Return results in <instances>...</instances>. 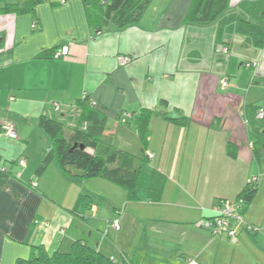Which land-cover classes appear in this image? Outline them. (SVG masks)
<instances>
[{"label":"crops","instance_id":"obj_1","mask_svg":"<svg viewBox=\"0 0 264 264\" xmlns=\"http://www.w3.org/2000/svg\"><path fill=\"white\" fill-rule=\"evenodd\" d=\"M18 1L0 0V7ZM60 1L47 0L34 15L0 14V165L10 173L0 175V264L29 259L35 247L68 253L79 243L120 264H264V148L250 145L246 123L250 110L264 108V49L235 25L218 37L219 19L185 22L193 0H154L138 24L101 32L89 26L81 0ZM241 1L229 0L222 17L247 18ZM64 46L66 57H39ZM125 56L131 61L121 65ZM86 95L119 116L152 112L146 154L153 158L141 170L136 200L105 179L65 175L56 160L37 174L52 148L40 117L72 126L75 102ZM5 123L15 125L17 141L4 136ZM106 124L111 146L142 155L134 120ZM252 177L258 187L244 220L259 231H242L231 243L202 229L215 201H237Z\"/></svg>","mask_w":264,"mask_h":264},{"label":"trees","instance_id":"obj_2","mask_svg":"<svg viewBox=\"0 0 264 264\" xmlns=\"http://www.w3.org/2000/svg\"><path fill=\"white\" fill-rule=\"evenodd\" d=\"M47 0H19L17 3H4L0 7V14H15L18 16L35 14L38 6ZM85 8L89 26L97 32H101L108 26L118 29L127 28L138 24L154 0H81ZM61 4V3H60ZM229 0H193L186 14L185 22L199 25H208L219 19L218 37L224 34V30L229 25H235L236 33L249 37L255 48H264V0H242L238 8L247 17L244 18L239 13H234L222 17L227 10ZM222 17V18H221ZM33 31L39 30V24L35 20ZM1 47V43H0ZM60 49L55 47L39 54L40 58H54ZM55 59V58H54ZM166 103L165 101H163ZM78 115L74 119L75 124L62 120H55L46 116H41L38 122L39 128L49 136L51 150L44 154L43 161L37 169V174L44 173L54 160L58 163L60 170L68 176L78 179L102 178L123 187L131 200L138 199V181L143 166L149 161L148 138L150 135V120L152 112L142 111L138 115L123 113L114 114L110 109L92 100L89 95L76 100ZM55 107L60 109L59 104ZM263 107H254L247 114V125L250 129V139L253 148H264V118L258 119V112ZM127 115L131 116L130 118ZM116 118L123 124L128 120H134L143 144L142 155L136 157L129 152L115 149L105 139L107 132V120ZM170 121L185 124V119H169ZM16 128V127H15ZM2 130V129H1ZM17 141V140H14ZM228 155L232 158L237 156L232 145H228ZM258 158V150L256 151ZM260 158V156H259ZM22 159L18 160L19 161ZM26 161V159H24ZM1 164V163H0ZM27 164V161H26ZM9 171L1 176H9ZM157 172L153 173L149 192L155 188ZM257 182L248 184L240 193L238 200H243V217L246 208L255 198ZM32 187L35 188L36 186ZM85 197H80L78 205L83 206ZM219 201H215L214 206ZM213 213V212H212ZM213 213L211 217L204 219L200 226L208 231L213 237L225 236L231 243V239L226 235L214 236L210 229L203 226L205 221H213L216 218ZM118 221V220H117ZM115 222V221H114ZM113 222V223H114ZM119 222V221H118ZM112 223V224H113ZM253 228L258 227L248 225L245 220L237 228V239L242 231L254 234ZM237 242V241H236ZM195 260V259H192ZM187 261V260H186ZM185 261V264H186ZM199 263L197 260H195ZM16 264H120L116 257H107L92 248L82 244H76L71 252L47 253L43 247L33 248V253L29 259H19ZM200 264V263H199Z\"/></svg>","mask_w":264,"mask_h":264},{"label":"built area","instance_id":"obj_3","mask_svg":"<svg viewBox=\"0 0 264 264\" xmlns=\"http://www.w3.org/2000/svg\"><path fill=\"white\" fill-rule=\"evenodd\" d=\"M70 0H61V4H65ZM36 25L33 23L32 27L34 28ZM219 53H222L226 56L229 55V49L228 47H222L219 51ZM69 55V47L64 46L62 47L58 52L55 53L54 58L59 59L61 57H66ZM131 61L130 57H120L119 62L121 65H126ZM246 67H257V63H246ZM221 87L222 89H228L229 82L226 78L221 79ZM58 105L55 104V107ZM128 118L131 116L127 115ZM264 118V109H260L258 112V119L262 120ZM3 134L5 137L11 140H18V134L17 130L15 128V125L12 123H5L1 127ZM252 146V144L250 143ZM149 158H153V155L149 153ZM19 165L25 167L26 161L24 159L19 161ZM0 171L3 173H7L8 169H6L3 165H0ZM257 182V178L252 177L249 180V184ZM36 183H33V186H36ZM243 208H244V202L243 200L238 201H226V200H220L215 206H213V213H215L217 216L213 221H205L203 223V226L207 229H210L214 236H219L226 234L232 241V243H236L237 241V228L244 224V217H243ZM112 227L115 230H119V222L115 221L112 224ZM251 229V228H249ZM251 230H254V232H257L258 229L253 228ZM186 264H199L195 260L188 259L186 261Z\"/></svg>","mask_w":264,"mask_h":264},{"label":"rangeland","instance_id":"obj_4","mask_svg":"<svg viewBox=\"0 0 264 264\" xmlns=\"http://www.w3.org/2000/svg\"><path fill=\"white\" fill-rule=\"evenodd\" d=\"M263 49H264V48H263ZM263 49H262V50H263Z\"/></svg>","mask_w":264,"mask_h":264}]
</instances>
